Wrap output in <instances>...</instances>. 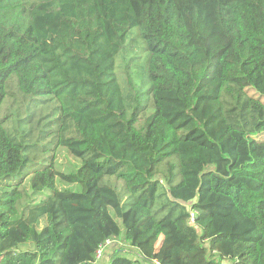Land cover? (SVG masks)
I'll list each match as a JSON object with an SVG mask.
<instances>
[{"label":"trees","instance_id":"1","mask_svg":"<svg viewBox=\"0 0 264 264\" xmlns=\"http://www.w3.org/2000/svg\"><path fill=\"white\" fill-rule=\"evenodd\" d=\"M262 135L264 0H0V264H264Z\"/></svg>","mask_w":264,"mask_h":264},{"label":"rangeland","instance_id":"2","mask_svg":"<svg viewBox=\"0 0 264 264\" xmlns=\"http://www.w3.org/2000/svg\"><path fill=\"white\" fill-rule=\"evenodd\" d=\"M132 37H133V35H132ZM136 40H138V38H136ZM138 49H139V47L137 46V49L136 50H138ZM136 50H134V51H136ZM132 53L134 54L135 52H132ZM139 61H140V63L142 62V60H139ZM139 61L137 60L134 63L137 64V63H139ZM119 62L121 63L122 61L119 60ZM123 64H124V62H123ZM137 65H139V64H137ZM129 71L132 72V74H134V75H136V72H137V75L136 76H137V80H138L140 86L145 82V80H146V74L139 67L138 68H132V65H129ZM260 137L261 138H264V135H262ZM71 161H73V159L70 158V157L67 160L66 157L60 156V162H61V165L63 166L62 169H64V171H70V170L73 169V166H72V162ZM27 187L30 189L29 181L27 183ZM45 194L47 196V193H45ZM43 199H44L43 197H38L36 199L37 200V203L41 202ZM116 245L118 247V245L121 246L122 244H115V247H116ZM105 253H106L105 254V257L107 259H110V257H111V248L107 249V251ZM224 264H229V263H224Z\"/></svg>","mask_w":264,"mask_h":264},{"label":"built area","instance_id":"3","mask_svg":"<svg viewBox=\"0 0 264 264\" xmlns=\"http://www.w3.org/2000/svg\"><path fill=\"white\" fill-rule=\"evenodd\" d=\"M193 221V220H192ZM114 244V241L112 240H107L105 242V244L101 245L99 247V249L96 252V260L99 261L103 258L104 253L106 252V250L108 249V247L112 246ZM156 264H159L158 262H156Z\"/></svg>","mask_w":264,"mask_h":264},{"label":"crops","instance_id":"4","mask_svg":"<svg viewBox=\"0 0 264 264\" xmlns=\"http://www.w3.org/2000/svg\"><path fill=\"white\" fill-rule=\"evenodd\" d=\"M156 264V263H155Z\"/></svg>","mask_w":264,"mask_h":264}]
</instances>
